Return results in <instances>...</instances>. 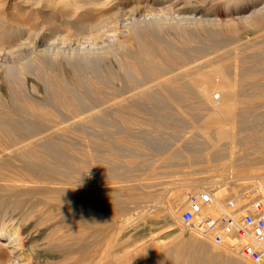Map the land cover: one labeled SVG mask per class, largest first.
I'll return each instance as SVG.
<instances>
[{
    "label": "bare ground",
    "instance_id": "bare-ground-1",
    "mask_svg": "<svg viewBox=\"0 0 264 264\" xmlns=\"http://www.w3.org/2000/svg\"><path fill=\"white\" fill-rule=\"evenodd\" d=\"M116 1V9L85 12L69 30L56 21L51 37L24 23L10 29L0 15V76L9 83L6 91L0 87V205L14 210L0 217L1 264H100L99 257L111 264L106 242L115 248L129 239L123 237L127 222L116 224L114 218L148 195L129 183L145 169L149 178L160 165L176 172V166L202 163L197 169L213 171L202 181L211 183L218 178H206L218 175L223 159L232 175L264 163V109L256 112L253 100L264 91L257 82L264 75L257 76V66L264 69V0L237 14L259 32L245 41L198 0ZM121 21L133 44L104 39ZM172 30L178 43L166 36ZM236 36L239 43L232 44ZM214 90L221 93L218 101ZM196 118L202 121L197 119L193 133L173 135ZM90 171L96 185L86 180ZM185 185L177 197L198 184ZM254 193H264V172ZM166 210V218L175 217L171 205ZM11 219L18 225H9ZM31 219L49 229L38 248L25 245L23 231ZM34 236L29 234L30 241ZM179 241L173 240L171 253L187 251ZM209 244L203 262L231 261L235 249ZM187 246L195 262L196 239Z\"/></svg>",
    "mask_w": 264,
    "mask_h": 264
},
{
    "label": "rangeland",
    "instance_id": "rangeland-1",
    "mask_svg": "<svg viewBox=\"0 0 264 264\" xmlns=\"http://www.w3.org/2000/svg\"><path fill=\"white\" fill-rule=\"evenodd\" d=\"M198 1L200 5H203L205 7H210L211 14L215 18L221 20L220 21L221 24L223 22H227L228 24L230 23V25L237 30L236 35L238 36L239 40L241 39H243L241 41H245L244 39L249 40L250 38L254 37L256 34H259L258 31L249 30L247 26H245L247 25V22L245 21L246 19L244 17H241L240 19V17H238L237 14L242 15L249 13L253 8L254 4L258 3L260 0H255L254 2H250L249 0H237L236 3L229 2L230 4L225 3V0H209L206 3L202 2L201 0ZM129 2L132 1L129 0ZM0 3H1L0 15L4 16L3 23H6V26L8 28L11 29L12 25H19V23H24L25 24L24 26L26 28L29 29L30 27L29 29L30 31L33 30H35L33 32L38 31L41 34L46 35V37L49 36L51 37V35L48 32L55 29L54 26L56 25L58 26L59 24L60 27L63 26L62 29L69 30L71 28V22L75 21L76 19L77 20L80 19V17H82V15L85 14V12L87 13L89 11V13H97L100 12L101 10L107 9V7L110 8L111 6L112 7L114 6L113 7L114 9L118 7V3L116 0H0ZM77 4H80L82 6L75 9L74 6ZM87 6L89 7L90 10L88 9ZM93 9L95 11H93ZM81 11L84 13H82ZM77 15L80 16L78 17ZM56 21H58L59 24ZM146 23L147 21L142 22L140 26L144 27ZM224 24L225 23H223V25ZM223 25H221L220 28H224ZM114 27L116 28L111 27L107 29V31H105L104 39L106 41L109 39L110 40L113 39L116 42L117 39L123 41L125 39H128L130 40L129 42L133 44L134 41L131 37L132 36L131 32L129 31L128 28H126L125 21L116 23ZM36 28L38 29L36 30ZM197 32L200 33V30L197 29ZM173 33L174 32L172 30L170 31V33H167L166 36L173 39L174 42L178 43L179 41L178 39H176L177 37ZM237 36L236 39L235 38L233 39L234 41L231 40L232 44L239 43L238 42L239 40H237ZM9 38L10 39L8 40H10L9 42H11L12 37ZM241 41L240 43H242ZM257 65H259V63H257ZM259 66H257L259 72L257 76H259L260 74L261 75L264 74L260 72V71H264V69H262L261 65ZM262 76L258 77L259 80L257 82H260L262 85H264V77ZM31 77L35 78L34 75H31ZM0 87H2L4 91H6L9 87V83L7 82V80L1 76H0ZM0 92L2 93V90H0ZM262 92L257 93L253 96L254 97L253 100L256 102L255 105H257V107L255 108L256 112H258V110L260 112V110L264 109V96H261L264 95V93ZM212 97L215 101H218L221 99V93L218 90H214L212 91ZM197 119L202 121V118H196L193 123L184 124L183 132L180 133L175 132L174 134L173 132H171V134L175 135L176 137H180L179 136L180 134L185 136L190 135L191 133L189 131L193 133L195 129L194 127H197L198 124L200 125V121L198 122ZM196 120H197V124L195 122ZM226 125L227 124L224 125L226 129L227 128L232 129L231 125L229 124L227 126ZM176 126L180 128L179 124ZM176 126L175 128H177ZM87 129L92 131L93 128H87ZM170 131L171 128L169 129L167 128L165 134H168V132ZM3 136L4 134L0 132V137L2 138ZM224 160L228 162V159L227 160L223 159L222 160L223 162L221 161L223 167L220 168L221 170L219 169L218 175L211 177L209 176L206 179L218 178L217 180H215L216 182H225V183L230 182L229 188L232 191H237V192L247 191L248 197L250 198H252L253 196H258L257 193L256 194L254 193V187L255 184H257V181H259L260 174L264 172V163L254 164L252 166H255V168L244 169V172L243 170L242 171L240 170L239 174L234 173V175H232V173H230V171L228 170L227 167L228 163H226L227 165H225ZM15 162L18 163V161ZM197 165L198 163L194 165L193 164L186 165L185 167H183L184 165H181L179 166L181 170L178 166H176V168H178L175 169L176 172L174 171L175 167L173 168V172L172 171L170 172L167 170V168H164L163 166L161 168L160 165L157 166L159 168L156 167V170L159 171V173L156 174V176L153 175L147 178L148 177L146 174L147 169H145L143 171V174H146L147 177L146 176L143 177V174H141L140 176H138V179L129 181V183L130 182L135 183V185L139 190H141L144 193H147L148 197L146 196L142 198L140 200L141 202L138 201L136 202V204H131L125 211H123L122 213H120V215L114 218V222L116 224L127 222L126 226L128 225L129 229L123 234V237L129 236L128 237L129 239L124 245L116 246L115 248H111L113 246L110 240L107 241L109 242V244L106 242L105 247L107 249H110L108 251L109 252L108 257L114 259V261L111 264H206L205 262H203L201 256L205 254L207 251L212 250L211 245L209 244L210 239L197 236L196 234L184 228L179 222V215L182 208L187 203V195H188L187 194L186 197L183 199L177 197L179 191H181L186 186L185 184H187V182L195 183V185L198 184L197 188L199 185L209 184L202 181V179H204L202 178V176L213 174L212 170H208V171L206 170L205 172L203 170L197 169L199 168L197 167ZM200 165H202V163H199L198 166ZM182 168H184L185 170L183 169L182 171ZM191 168H193V170ZM178 170L180 171L178 172ZM162 171L164 172L162 173ZM166 171L168 174L166 173ZM86 180L89 183V186L96 185L97 182L96 174L91 171L88 172V174L86 175ZM138 180L140 181L144 180V183ZM137 181L140 183H138ZM180 200L182 202H180ZM170 205L171 208L175 210V215H174L175 217H173L172 219L166 218L167 215L166 209L170 207ZM178 206H180L181 208H179ZM13 211L14 210L10 207H2L0 205V217H8L10 212ZM156 211L159 212L160 214L158 213L157 215ZM17 217L18 216H15L14 218ZM102 219L105 221L104 218L99 217L100 221H103ZM6 221L9 225L12 224H14L15 226L18 225L16 219H11ZM30 223L32 224H30V226L25 231H23V235L25 236L24 238L25 245L31 244L38 248L40 244H42V242L46 240L45 236L49 231V229L46 226H44V224H42L40 221L37 222L31 219ZM19 226H21L22 228L25 227L26 225H24V223H20ZM29 234L31 235L35 234L33 242L30 241ZM191 237L195 238L199 245V250H197L195 253L199 255V259L196 260L195 262L191 261L192 255L194 253L187 246L189 244V238ZM175 238H178L180 240L179 243L181 242L185 245L183 249L186 250L188 248L186 252L184 251V253L179 255L171 253L170 249L171 246L173 245L172 242ZM239 256L236 250L233 251V254L231 256V261L228 264H253L249 261H246V259L239 258ZM4 258H5L4 255L0 256V262H2ZM97 261H99L100 264H106L105 262L106 260L104 259L101 260L100 257L97 259Z\"/></svg>",
    "mask_w": 264,
    "mask_h": 264
},
{
    "label": "built area",
    "instance_id": "built-area-1",
    "mask_svg": "<svg viewBox=\"0 0 264 264\" xmlns=\"http://www.w3.org/2000/svg\"><path fill=\"white\" fill-rule=\"evenodd\" d=\"M229 184L213 182L189 192L179 222L199 237L231 246L253 264H264V193L250 198Z\"/></svg>",
    "mask_w": 264,
    "mask_h": 264
}]
</instances>
